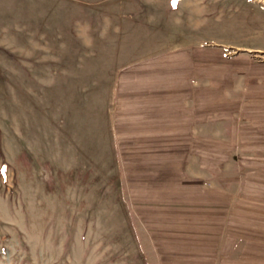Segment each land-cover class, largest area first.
<instances>
[{"label":"rangeland","instance_id":"1","mask_svg":"<svg viewBox=\"0 0 264 264\" xmlns=\"http://www.w3.org/2000/svg\"><path fill=\"white\" fill-rule=\"evenodd\" d=\"M255 50L264 0H0V264H159L109 138L115 73L191 54L224 119L209 131L240 148L264 143L247 140L264 131Z\"/></svg>","mask_w":264,"mask_h":264},{"label":"crops","instance_id":"2","mask_svg":"<svg viewBox=\"0 0 264 264\" xmlns=\"http://www.w3.org/2000/svg\"><path fill=\"white\" fill-rule=\"evenodd\" d=\"M191 57L171 53L116 71L109 138L121 185L156 239L159 264H264V143L225 147L237 132L209 131L224 119L201 100L206 71L192 69ZM249 129L248 141L264 140L256 123Z\"/></svg>","mask_w":264,"mask_h":264}]
</instances>
